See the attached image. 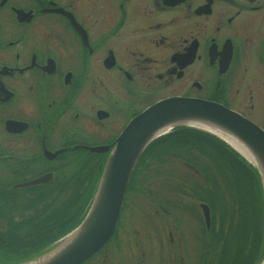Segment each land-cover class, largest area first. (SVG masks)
Wrapping results in <instances>:
<instances>
[{"label":"flooded vegetation","instance_id":"1","mask_svg":"<svg viewBox=\"0 0 264 264\" xmlns=\"http://www.w3.org/2000/svg\"><path fill=\"white\" fill-rule=\"evenodd\" d=\"M175 97L264 133V0H0V264L77 228L86 209L68 202L87 199L88 170L136 115ZM118 229L82 264L138 254L121 253Z\"/></svg>","mask_w":264,"mask_h":264},{"label":"rangeland","instance_id":"2","mask_svg":"<svg viewBox=\"0 0 264 264\" xmlns=\"http://www.w3.org/2000/svg\"><path fill=\"white\" fill-rule=\"evenodd\" d=\"M163 95L158 93L155 99ZM191 142L180 145L181 141L176 140L156 145L139 162L126 192L115 237L121 253L136 250L138 254L129 259L121 254L120 264L264 262V190L258 170L253 172L262 198L256 196L247 177H235L222 161L206 156L204 153H210L199 143H195V151L187 149L193 147ZM245 161L249 163V159ZM88 171L87 199L81 205L72 198V203L78 202L75 208L80 205L81 209H89L92 204L101 169ZM202 204L210 208L208 227ZM146 241L153 242L148 245L149 253Z\"/></svg>","mask_w":264,"mask_h":264},{"label":"water","instance_id":"3","mask_svg":"<svg viewBox=\"0 0 264 264\" xmlns=\"http://www.w3.org/2000/svg\"><path fill=\"white\" fill-rule=\"evenodd\" d=\"M186 121L205 122L241 143L257 160L264 185L262 131L241 116L211 102L187 98L162 100L128 124L105 165L85 221L58 249L40 257L44 259L38 264H81L103 247L116 229L128 183L141 155L164 131L185 125ZM94 151L103 153L107 150L97 148ZM202 209L209 226L210 209L204 204Z\"/></svg>","mask_w":264,"mask_h":264},{"label":"trees","instance_id":"4","mask_svg":"<svg viewBox=\"0 0 264 264\" xmlns=\"http://www.w3.org/2000/svg\"><path fill=\"white\" fill-rule=\"evenodd\" d=\"M176 140L181 141L180 145H184V144L191 145L192 143L191 140H192L193 141L192 146L194 148L193 147L187 148V149H191L190 151H195L196 148L194 145L196 142L199 143L198 144L199 146L203 147L210 153V154L204 153L206 156H210L211 158L215 157V160L222 161L224 166L229 167V171H232L235 174V177H237V175H239L240 178L242 176L247 177L249 183L252 185L256 193V188H259L258 179H257L256 174L253 171H251V169L247 168L242 162L235 159L232 156V154H230V152L227 150V147L223 143L216 141L215 139H213L211 136L207 134L200 133V132L190 130V129H181L169 135L168 137L164 138L157 145L162 144L167 141L175 142ZM155 155L156 153L154 154V156ZM236 170H239V172L237 173ZM253 194H254V191H253ZM76 203L78 202L75 200H74V203H72L71 201V206L75 208ZM252 262L253 261H251V263Z\"/></svg>","mask_w":264,"mask_h":264},{"label":"bare ground","instance_id":"5","mask_svg":"<svg viewBox=\"0 0 264 264\" xmlns=\"http://www.w3.org/2000/svg\"><path fill=\"white\" fill-rule=\"evenodd\" d=\"M187 125L190 126H194V127H198L200 129L206 130V131H210L216 135H218L219 137H221L222 139H224L225 141H227L231 146H233L235 149H237L238 151H240L241 153H243L250 161H252L255 165H257V160L255 159V157L252 155V153L245 148L243 145H241V143H239L237 140H235L233 137L225 134L222 130L218 129V128H214L211 127L210 125H208L205 122H200V121H186L185 122ZM258 166V165H257ZM58 249V248H57ZM44 258L41 259H37L34 260L32 262H29L28 264H38L40 263ZM264 264V262L262 263Z\"/></svg>","mask_w":264,"mask_h":264}]
</instances>
